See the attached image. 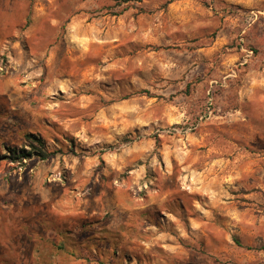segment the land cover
<instances>
[{
  "label": "clouds",
  "instance_id": "obj_1",
  "mask_svg": "<svg viewBox=\"0 0 264 264\" xmlns=\"http://www.w3.org/2000/svg\"><path fill=\"white\" fill-rule=\"evenodd\" d=\"M0 264H264V0H0Z\"/></svg>",
  "mask_w": 264,
  "mask_h": 264
}]
</instances>
